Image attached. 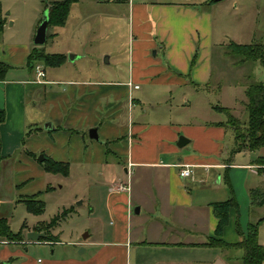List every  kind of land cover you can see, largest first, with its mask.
Masks as SVG:
<instances>
[{"label":"crops","instance_id":"crops-1","mask_svg":"<svg viewBox=\"0 0 264 264\" xmlns=\"http://www.w3.org/2000/svg\"><path fill=\"white\" fill-rule=\"evenodd\" d=\"M91 1L94 4H114L124 11L128 39L134 47L126 79L45 77L44 83H38L36 79L13 75L0 82V108L7 113L5 122L0 125V165L12 160L25 134L29 139L37 134H46L42 137L53 146L54 137L59 134L64 146L62 159L71 161L72 157L77 162L94 164V171L98 174L95 173L92 179L87 176L89 181L91 179L89 187L93 188V197L88 199V204L93 206L96 223H111V229L102 233V237L108 239L93 241L92 245L97 249L89 258L69 255L59 260L52 259L50 263L131 264L133 252L137 257L141 246L157 243L149 240L152 232L168 237L179 236L175 245H201L207 240L197 243L182 239L205 232H208L207 238L214 235L217 218L213 204L227 200L230 187L239 203L243 228L248 223H263L264 215L258 216V212L264 210V203L254 205L250 196L254 189L264 190V169L257 161L264 156L261 151L260 154L242 151L231 157L233 146H224L228 129L222 123L226 121L200 124L195 118L155 119L157 112H153L151 117L150 109H137L157 92L168 97L175 86H200L211 82L212 7L219 0ZM154 48L161 49L167 61H143L149 50ZM25 50L26 59L22 61H28L31 53ZM203 56L207 63L200 69ZM5 59L0 49V61L6 62ZM26 64L28 66V62L9 65L24 68ZM32 83L45 84L46 90L48 85H52L49 91H45L46 99L50 98L47 103L52 106L48 115H40L29 107L28 86ZM126 97L128 114L119 101ZM92 128L97 129V139L90 137ZM85 129H89L88 136ZM181 135L189 139L183 147L177 145ZM71 145L74 147L70 148ZM35 150L34 147L31 150L25 148L18 162L34 166ZM43 150L45 158L70 163ZM185 164L194 166L192 175L183 178L181 170ZM28 176L15 179L16 190L29 184L33 178ZM123 186L125 189H121ZM33 195L37 193L19 194L18 201ZM70 210L73 211L72 208ZM252 215L257 217L256 222H251ZM236 219V210L232 209L225 232L229 226L235 227ZM51 221H38L31 226L24 224L22 242L0 239V261L3 259L7 264H13L8 261L16 260L15 253H20L10 251L8 247L1 249L8 244H59V236L52 232L53 228L50 234L55 237L54 241H44L43 237L32 241L27 236L32 231L46 235L37 227ZM79 244L86 246L80 249V254L87 253L88 243ZM218 261L225 264L220 259ZM135 263L142 264L138 259Z\"/></svg>","mask_w":264,"mask_h":264},{"label":"rangeland","instance_id":"rangeland-1","mask_svg":"<svg viewBox=\"0 0 264 264\" xmlns=\"http://www.w3.org/2000/svg\"><path fill=\"white\" fill-rule=\"evenodd\" d=\"M53 1L56 0H0L6 16L4 30L0 34V49L6 62L14 66L22 62L27 63L28 61H22L26 59L25 49L31 52L38 48L44 53L66 56L63 64L55 67L47 66L42 60H35L34 66L40 64L46 70V78L58 77L66 80L95 78L106 81L126 79L131 68L134 47L128 39L123 9L114 4H94L91 0H79L71 6L66 25L50 26L48 40L42 45H37L35 44L37 30L48 13L49 4ZM213 4L214 32L209 53L213 70L211 82L200 86L194 84L175 86L173 93L168 97H163L157 92L137 109H150L151 117L153 112H157L158 116H155V119L195 118L200 124L227 121L226 113L214 109V106L218 105L228 107L242 121L248 120L245 91L250 84L264 80V69L259 61L249 60L240 63L242 57L231 54L229 44L232 42L264 44V0H219ZM203 57V61L200 60V69L207 63V58ZM159 60L167 61L162 50L154 48L149 50L143 61ZM13 75L34 80L35 67L31 70L27 64L24 68L13 67L7 77L11 78ZM45 86L38 83L28 86L29 107L40 115H48V110L49 113L52 111V106L47 103L50 98L46 99L45 94L52 85H48L47 90ZM119 101L120 106L125 107L123 110L128 114V97ZM123 103L126 106H123ZM42 125L41 123L40 126ZM85 130L88 136L89 129ZM42 135L37 134L29 139L25 134L24 141L22 140L12 160L1 163L0 217H7L11 229L19 232L24 224L31 226L37 224L35 222H48L60 216L58 224L52 229V232L59 236L60 243L53 245L20 243L2 246L1 249L8 247L10 251L20 252L15 253L16 260L8 263L51 264L50 260L63 259L69 255L89 258L97 249L92 242L108 239L106 236L102 237V233L105 234L112 227L111 223H96L92 214L93 206L88 204V199L93 197V188H90L89 184L92 176L95 177L94 164L77 162L72 157L71 161L62 159L64 146L61 145L59 134L54 137L56 138L54 146L49 145ZM233 145L234 133L228 129L224 146L231 148ZM33 147L37 149L35 165H26L24 161L18 162L22 151L25 148L31 150ZM72 147L74 146L71 145L70 148ZM65 149L68 150L67 147ZM41 150L58 156L59 160L69 161V175L46 171L45 163L39 159L43 154ZM259 151L264 154V148L255 152L260 154ZM88 175L91 177L90 181L87 179ZM27 176L33 179L21 190H16L15 179ZM34 193L39 194V198L45 202V209L41 214L30 212L23 202L18 201L19 194ZM71 208L72 212L61 217L65 210ZM258 214L263 216L264 210ZM251 219V222L258 220L254 215ZM25 221L27 223H24ZM207 234L208 232L199 233L198 236L182 240L188 239L190 242L199 243L208 240ZM168 236L152 232L149 240L157 243L141 246L137 257L133 252L131 264H136L137 259L142 264H215L219 259L225 264H243V250L240 248L225 249L200 244L181 246L174 244L179 236ZM224 239L239 240L233 225L227 228ZM1 240L9 241L4 238ZM259 240L264 244V222L260 225ZM83 242L88 243L89 250L81 255L80 249L86 248L79 244ZM0 262L7 264L3 259Z\"/></svg>","mask_w":264,"mask_h":264},{"label":"trees","instance_id":"trees-1","mask_svg":"<svg viewBox=\"0 0 264 264\" xmlns=\"http://www.w3.org/2000/svg\"><path fill=\"white\" fill-rule=\"evenodd\" d=\"M78 0H59L49 4V27L64 26L67 22L71 6ZM6 17L0 3V34L4 30ZM48 40V35H47ZM231 54L242 57L240 63L254 60L259 61L264 69V44H238L232 42L229 44ZM42 60L47 66H60L66 60L63 54H49L35 48L31 51L28 59L29 69H33L35 60ZM193 61L192 66H194ZM11 65L0 61V82L5 81L7 74L11 70ZM246 109L248 120L242 121L235 116L231 109L222 106H214V109L227 114L228 119L222 123L227 129L234 133V145L230 151V156L242 151H257L264 147V80L250 84L246 88ZM7 113L4 108H0V125L5 122ZM259 165L264 169V156L258 158ZM45 169L50 173L68 175L69 164L55 161L50 157L45 158ZM251 200L254 205L260 206L264 203V190L254 189L251 191ZM21 201L27 206L30 212L41 214L45 209V202L39 198V194L24 197ZM214 214L217 218L214 235L210 236L207 242L201 244L204 246H213L219 248H240L243 250V264H264V244L259 240V230L261 221L248 223L243 228L240 221V209L237 197L230 187V197L222 202L213 204ZM235 209L237 219L235 223V232L239 236L236 242L226 241L223 236L226 227L229 225L231 210ZM71 210H65L61 217L68 215ZM60 216L55 217L51 222L37 227L40 231H45L46 235L42 240L54 241L55 237L50 234L51 229L58 224ZM24 227L19 232H14L9 224L7 217H0V239L13 242H22L24 240Z\"/></svg>","mask_w":264,"mask_h":264},{"label":"water","instance_id":"water-1","mask_svg":"<svg viewBox=\"0 0 264 264\" xmlns=\"http://www.w3.org/2000/svg\"><path fill=\"white\" fill-rule=\"evenodd\" d=\"M49 11L46 14L43 22L40 24L36 36H35V44L37 45H42L47 41V35H48V28H49ZM72 58V57H71ZM49 125H45V127H48ZM90 133V137L91 138H98V133H97V129L96 128H92L89 131ZM189 141V139L183 135H181L179 137L178 143L177 145L179 147H183L187 142ZM40 160H44L45 156L42 154L39 158ZM28 238L31 239L32 241H37L40 237H45V234L42 232H36V231H32L30 233H28ZM83 250V249H82ZM217 264H220V262L218 261Z\"/></svg>","mask_w":264,"mask_h":264},{"label":"built area","instance_id":"built-area-1","mask_svg":"<svg viewBox=\"0 0 264 264\" xmlns=\"http://www.w3.org/2000/svg\"><path fill=\"white\" fill-rule=\"evenodd\" d=\"M35 75H36V82L38 83H44V78L46 77V71L40 64L35 65ZM135 87H138L135 86ZM193 166L191 164H185L184 168L181 170V177L186 178L192 175L193 173ZM121 189H125V187H121Z\"/></svg>","mask_w":264,"mask_h":264}]
</instances>
